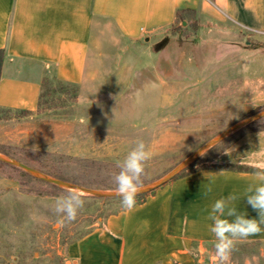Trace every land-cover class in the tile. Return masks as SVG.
Segmentation results:
<instances>
[{"label": "rangeland", "instance_id": "374dc122", "mask_svg": "<svg viewBox=\"0 0 264 264\" xmlns=\"http://www.w3.org/2000/svg\"><path fill=\"white\" fill-rule=\"evenodd\" d=\"M191 20L167 28L157 60L149 53L152 65L133 62L140 52H122L120 64L116 52L104 51L91 55L96 63L91 79L68 83L44 75L36 106H0L1 153L49 175L115 190L118 165L138 140L153 153L142 177L145 185L263 110L264 35L209 31L210 25L196 29ZM6 77L3 91H8ZM248 126L212 147L203 161L224 163L223 149L249 130L264 128V117ZM23 170L0 165L2 264H64L71 240L122 208L120 198L85 194L77 219L60 224L53 208L67 189ZM229 264H264V241L236 242Z\"/></svg>", "mask_w": 264, "mask_h": 264}, {"label": "crops", "instance_id": "0c3cea01", "mask_svg": "<svg viewBox=\"0 0 264 264\" xmlns=\"http://www.w3.org/2000/svg\"><path fill=\"white\" fill-rule=\"evenodd\" d=\"M187 17L196 29L264 31V0H0V106H36L47 74L68 83L93 78L96 52H116L121 64L122 52L136 51L133 62L152 65L150 51L156 61L167 28ZM219 157L249 169L202 168L160 186L71 240L64 264H215L214 201L235 193L237 208L258 218L243 193L264 161V128L249 130ZM261 241L264 231L237 242Z\"/></svg>", "mask_w": 264, "mask_h": 264}, {"label": "clouds", "instance_id": "9594fccd", "mask_svg": "<svg viewBox=\"0 0 264 264\" xmlns=\"http://www.w3.org/2000/svg\"><path fill=\"white\" fill-rule=\"evenodd\" d=\"M153 157L143 140H138L118 165L119 172L113 177L116 185L115 193L120 198L121 206L126 210L135 207L136 198L142 192V177L146 164ZM255 182L244 191L243 196L248 205L258 213V218H248L247 213L240 211L236 202L240 196L230 193L214 201L208 212V219L212 222L209 231L215 237V264H229L235 244L239 240L247 239L264 231V161L255 164ZM212 192L208 186L205 195ZM85 193L78 188H70L66 194L59 196L53 211L60 217L58 223L73 222L85 206Z\"/></svg>", "mask_w": 264, "mask_h": 264}, {"label": "water", "instance_id": "95a60500", "mask_svg": "<svg viewBox=\"0 0 264 264\" xmlns=\"http://www.w3.org/2000/svg\"><path fill=\"white\" fill-rule=\"evenodd\" d=\"M263 117H264V109L255 113V114L250 115L249 117H247V118H245V119H243V120H241V121H239L233 125H231L227 129L222 131L220 134H218L217 136H215L214 138H212L211 140L206 142L204 145H202L201 147L196 149L194 152L189 154L183 161L178 163L175 167H173L165 175H163L162 177L158 178L155 181H152L148 184L142 185L143 190L141 193L149 192L153 189H157L160 186L165 185L167 182H169L170 180L175 178L183 169H185L188 165H190L192 162H194L197 158H199L206 151H208L209 149L214 147L220 141L224 140L226 137H228L229 135H231L235 131H237V130L243 128L244 126H246L250 123H253V122H255V121H257ZM0 161L4 162L6 164H9V165H13V166L22 168L26 172H28L29 174L33 175L34 177H36L40 180H43V181L51 183V184H55L61 188L67 189V190L70 188H78V189L82 190L85 194L92 195V196L99 197V198H119L116 195L115 190L97 189V188L85 186V185H82L80 183L73 182V181H70L67 179L52 176V175H49V174L43 172L42 170H40L38 168H35V167H33V166L23 162V161L11 158L10 156H8L4 153H1V152H0Z\"/></svg>", "mask_w": 264, "mask_h": 264}, {"label": "trees", "instance_id": "16d2710c", "mask_svg": "<svg viewBox=\"0 0 264 264\" xmlns=\"http://www.w3.org/2000/svg\"><path fill=\"white\" fill-rule=\"evenodd\" d=\"M179 16V15H178ZM178 20H179V17H178ZM4 54H5V50L1 49L0 50V70H1V67H2V62H3V57H4ZM249 125V124H248ZM247 125V126H248ZM250 127V126H248ZM212 149H210L208 152L204 153L202 155L201 158L195 160L194 162H192L190 165H188L185 169H183L175 178H173L172 180H170L169 182L173 181L174 179H177L181 176H184L192 171H195V170H198V169H202V168H220V169H232V170H248V166L247 165H244V164H240V163H232V162H229V163H222V164H209L207 162H204L203 159L209 155L211 153ZM1 152V151H0ZM6 163L0 161V165H5ZM6 165H9V164H6ZM22 169V168H21ZM23 173L27 176H31L33 177L31 174H29L28 172H26L25 170H23ZM52 176H55V177H59V178H64L66 179L65 177H60L58 175H55V174H52L50 173ZM67 180H71L73 182H79L77 180H74V179H68ZM167 182V183H169ZM48 183V182H47ZM166 183V184H167ZM50 184L52 187L56 188L58 187L57 185L55 184H51V183H48ZM155 189L149 191V192H145V193H141L137 196L136 198V202H141L143 201L150 193H152Z\"/></svg>", "mask_w": 264, "mask_h": 264}, {"label": "built area", "instance_id": "2783aa9c", "mask_svg": "<svg viewBox=\"0 0 264 264\" xmlns=\"http://www.w3.org/2000/svg\"><path fill=\"white\" fill-rule=\"evenodd\" d=\"M253 32H255L256 34L264 35L263 30H253Z\"/></svg>", "mask_w": 264, "mask_h": 264}]
</instances>
